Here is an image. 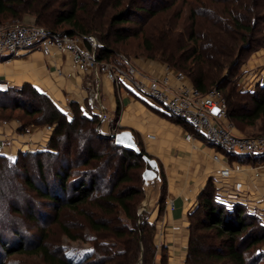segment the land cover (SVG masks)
<instances>
[{
  "label": "trees",
  "instance_id": "obj_1",
  "mask_svg": "<svg viewBox=\"0 0 264 264\" xmlns=\"http://www.w3.org/2000/svg\"><path fill=\"white\" fill-rule=\"evenodd\" d=\"M67 1L66 5H71V8L64 11L59 8L58 0H0V22H18L26 13H31L36 17L37 25L47 30L84 35L86 44L90 48H92L93 42L89 35L96 33L101 40L99 41V46H97V57L100 60H110L109 56L113 52L110 45H112L113 41L127 38L133 31L131 27H124V29H114L113 27L115 24L129 22L130 16L134 12L131 9H128V11L122 10L111 15L107 20L102 19L99 23H89L79 17L78 9L74 5L77 0ZM146 1L152 2V0ZM207 1L208 3H205L199 10L200 12L194 10L190 16V33L186 34L188 26H185L180 31L178 30L175 41H168V47L163 45L158 47L151 46L149 49L152 53L147 54L151 58L160 55L158 58L168 63L177 72L184 73L202 92H207L213 87L223 90L225 79L221 81L220 77L224 69H233L238 66L244 52L252 48L255 42L259 41V35L262 36L264 43V26L259 25V23L264 22V0H249V3H246V0ZM154 5L152 3L150 7H154ZM166 5L168 4L163 2L161 5L157 4L155 8L150 9L148 6L140 4L133 10L137 13H146L145 17H152ZM2 17H9L7 19L10 20ZM146 19L144 20L145 22ZM109 20H112L111 24ZM64 23H68L70 26L63 27ZM61 25L63 30L58 31L57 28ZM196 26L206 30L203 38L201 37V31L195 28ZM174 29L171 30V33H173ZM258 31H260L259 35L257 34ZM171 33L170 35H172ZM113 34L115 39H112ZM191 42H194L193 45ZM189 61L193 62V64H190ZM226 79L228 82L231 81L230 77ZM257 87V90L253 91L241 90L240 94L236 92L235 88H231L227 97L224 95L228 105V117L236 126L239 123L253 125L260 119L264 122V85L259 84ZM247 93H250V98H245V102L238 100V97H244L242 94ZM0 95H3L1 96L0 107H5L6 105L3 101H7L11 105L23 107L29 113L41 112L42 118H45L46 122L55 125V132L50 141L53 147L56 146L57 148L60 145H65V149L69 150L68 144L74 136L83 134L86 131L87 140L91 143L102 139L108 144V150L105 153L93 151L91 143L85 145L90 159H94L98 164L93 170H99L100 173L102 172L101 175L93 172L92 175H89L88 180H75L73 185L71 183L70 189H68L67 181L69 176L66 174L60 176V171L64 170L58 169L56 173L59 172V174L55 177L58 176L60 178L61 195L51 192L48 186L42 190L39 189L34 181L28 178L27 183L32 189H35L42 196L50 198L59 206L64 202V199H67L66 203L72 206L87 200L90 193L97 189L100 176L102 177L103 173H106L110 165H112L113 158L119 156L122 162L126 164L122 169L124 170L123 175L120 176L122 181H129V175L126 171L134 166V164H130V161L132 159L143 160L142 156L134 151L115 144L109 134L96 131L94 126L91 125L96 122L97 114H91L90 116L83 114L77 103H71L74 106L75 116L68 119L67 115L47 94L39 92L38 88L30 83H25L22 87L10 85L5 89L0 88ZM262 128L264 129V125ZM63 135L65 140L61 138ZM95 135L96 139L93 140ZM137 142L143 152L148 154L139 136H137ZM36 154L41 157L46 155L49 158H55L62 163L65 159L60 156L61 150L48 149L43 152H36ZM36 154L31 152L24 153L22 158L32 157ZM90 159H87L85 163H89ZM102 161L103 163H101ZM17 163L19 164V160H9L7 156L2 155L0 156V171L8 168L12 171L17 166ZM38 166L42 174H45L44 164L39 162ZM53 181L56 183L55 179ZM210 187L208 185V190L206 189L205 193H202L201 197L208 196L202 198L203 201H200V206L196 210L198 211L196 213H199L200 209L202 212L199 214L191 213L190 243L187 249L186 263L249 264L243 250L264 241V216L249 211L242 202L237 201L228 205L225 201L218 200L215 189ZM138 191L135 188H132V190L127 188L122 191H115L112 188L99 198L108 203L111 200L116 201L126 216L132 218L134 205H131V203L136 199L135 195ZM62 195L68 196L64 198ZM100 205L105 206V204ZM110 211L113 213L114 209ZM88 220L94 230L105 229L109 231L119 243L125 245L124 250H113L114 247L109 244L94 245L93 252L87 256L85 261H74L66 254L61 258H57L45 244H38L33 251L41 252L50 264H135L139 257L140 243L146 247L145 255L147 253L152 255L153 251L155 252L156 224L145 220L141 225L135 223L133 227L126 224L121 227L123 229L118 231L114 230L113 224L110 225L105 219H97L89 215ZM247 220H250V222ZM113 221L112 218L111 222ZM255 221H258V223ZM249 224L253 228L248 230L246 234L245 231L248 229ZM111 234H108L107 237L111 236ZM222 237L227 240L216 241L217 238L220 239ZM248 241L249 244L246 245ZM5 244V242L1 241V245L8 253H13L17 250L27 251L23 243H19L16 246H7ZM164 256L165 259L162 258V261L166 264V254Z\"/></svg>",
  "mask_w": 264,
  "mask_h": 264
},
{
  "label": "rangeland",
  "instance_id": "obj_2",
  "mask_svg": "<svg viewBox=\"0 0 264 264\" xmlns=\"http://www.w3.org/2000/svg\"><path fill=\"white\" fill-rule=\"evenodd\" d=\"M163 2L167 3L168 5L163 7L162 10L158 11V13L152 17H145L146 13H137L133 10L140 4L146 5L148 8L153 9L155 8V5H161ZM249 2V0H246V3ZM58 3L60 4L59 8L61 10L67 11L71 8V5H66L68 3L67 0H58ZM152 3L155 4L154 7H150ZM205 3H208V1L152 0V2H145V0H77L76 4L74 5H76L78 9L79 17L89 23H99L102 19L107 20L109 17H111V15L119 13L122 10L128 11V9H131V11L134 12L131 14L129 22L115 24L113 27L114 29H124V27H131L133 28L131 35H129L127 38L117 41L113 34L112 39H115V41H113L112 45H110V48L113 50V52L109 56V62L127 70L129 67L137 65L134 59H141L143 57L151 58L147 56V54L152 53L149 47H158L159 45L168 47V41H175L177 35L176 33L178 30L180 31L181 28L188 26L186 34L190 33V16L194 10L200 12L199 10L205 5ZM2 18L10 20L7 19L9 17ZM145 19L146 22L144 21ZM109 21L111 24L112 20ZM18 22L37 25L36 17L31 13H26L20 20H18ZM259 25L264 26V22L259 23ZM68 26H70V24H63V27ZM63 27L61 25L59 28H57V30L62 31ZM195 28L201 31V37L203 38L206 30L204 28H200V26H196ZM172 29H174L173 33H171ZM122 31L124 32V30ZM170 33L172 35H170ZM257 34L259 35L260 31H258ZM89 38L91 40L92 38L96 40V43H94L92 40L93 46L92 48H89L93 53L95 52L94 54L98 59L97 46H99V41L101 40L96 33L89 35ZM258 39L259 41L255 42L252 45V48L244 52L241 62L238 64V66L233 69H224L220 79L221 81L225 79V83H223V85H225L221 92L226 97L231 88H235L236 92L239 94L241 93V90L251 91L247 86L250 83L243 84L242 78L243 74H245L243 67L251 59L253 54L260 51L261 48L264 47L262 36L259 35ZM193 43L191 42L192 45ZM157 56L160 57V55ZM158 57L151 59L161 60ZM4 58L5 57L0 56V59ZM189 63L193 64V62L190 61ZM84 77L86 76L84 75ZM98 77L99 76L96 73L86 77L87 83L90 85L89 90L94 89V95L98 96V99H96V104L102 107L104 106L105 111L109 115V118H112V120L109 124H105L101 117L97 115L98 118L94 125L88 124L94 126L96 131L104 132L110 135L112 132H109V129L114 132V130L120 131L128 127L127 125H124L123 122L122 124L118 123L121 114L118 113V110L111 111L110 108L108 109L107 97L104 93L103 86L100 85L101 81H99ZM227 77H230V82H228L226 79ZM27 84L29 83L27 82ZM112 84L114 85L115 83ZM115 87L118 93L124 90L121 85H116ZM257 88L258 87H256L254 90H257ZM38 91L42 92L43 94H47L39 88ZM243 95L244 97H238V100L241 102H245V98L247 97L250 98V93L242 94V96ZM1 96L3 95H0V100ZM3 103L6 106L0 107V124L4 121H11L15 127L17 126L18 132L23 133L24 135L29 132L28 135L25 136L22 142H19L18 145L27 144L32 147V149L26 148V150H23L20 149V147L18 150H16V152L14 151V153V147L12 146H16V141L13 143H10V141L6 143L4 141L3 151L7 152V154H2V152H0V156L5 155L9 160H19V164L17 163V166H15L12 171L9 168L0 171V263L50 264L49 261H46L45 256L41 252L39 253L33 251L36 249L38 244H45L52 254H54L57 258H61L66 254L74 261H85L87 256L91 255L93 252L94 245L98 246V244L112 245L114 247L113 250L117 251L124 250L125 245L119 243L109 231H106L105 229L99 231L94 230L89 224V215H92L97 219L102 218L107 220L110 225L113 224L114 230L118 231L123 229L121 227L125 226L126 224L133 227L135 226V223L141 225L145 220H147L149 223L156 224L155 237L158 236L157 225L165 221L167 212L170 210L169 199L166 195L167 192L165 187V179L163 176L162 183L160 185V191L151 192L150 195L147 196L144 189L143 178L145 161L132 159L130 164H134V166L127 169L126 171V173L129 175V181H122L120 180V176L123 175L124 170L122 169L126 166V164H124L121 158L117 156L112 159V165H110V168L107 170V172L103 173L102 177L100 176L97 189L90 193L87 200L72 206L66 203L67 199H64V202H62L59 206L50 198L44 197L35 189H32L27 182L31 178L39 189L42 190L48 186V189L51 192L61 195L59 186L61 181L58 176L55 177L59 174V172L56 173L58 169L61 168L64 170L60 171V176L62 174L69 176L67 181L68 189H70L71 183L73 185L75 180H88L89 175H92L93 172H96L98 175L100 171L93 170L98 164L94 159H90L85 148L87 143H91L89 140H87V131L83 134L74 136L72 141L68 144L69 150L65 149V145H60L56 148V146L53 147L50 143L56 126L50 124V122H46L45 118H42L41 112L29 113L27 110H24L23 107L11 105L7 101H3ZM84 103V110L80 106L79 109L83 114L90 116L94 110V107L91 106L86 100H84ZM57 106L67 115L68 119H71L75 116L74 106H72L71 103L67 108L63 106L61 107L58 104ZM157 107H160L158 103ZM228 119L230 120L229 117ZM173 120L177 122L180 121L175 118H173ZM230 121L233 122L232 120ZM49 124L53 125L51 130L46 129V126ZM263 125L264 122H262L261 119L253 125L239 123L238 126H236L234 123V130L238 133H243L248 136H262L264 135V129L262 128ZM186 126L188 127V131L194 130L191 126H189V124H186ZM38 132H40L39 135ZM63 136L61 137L62 139L65 138V136ZM95 139L96 135L93 140ZM107 145L108 144L102 139L91 143L93 151L101 153H105L106 150H108ZM48 149L61 150L60 156L63 157V159L65 158L64 162H59L55 158H49L46 155L41 157L36 154V152H43ZM28 152L34 153L36 155L22 158V154ZM87 159H90L89 163H85ZM39 162L44 164L43 169L45 170V174H42V172L39 170ZM101 163H103V161ZM101 174L102 172L100 175ZM53 179L56 180V183H54ZM112 188L115 189V191H122L127 188H129V190H132V188L139 190L135 195L136 199L133 201V203H131V205H134V207L132 206L134 211L132 218H128L126 216L116 201L111 200L110 203H108L99 198L102 194L109 192ZM210 188L212 189V187ZM205 191L206 189L204 190V193ZM215 194L217 198L218 194L216 192ZM68 195H66V197L62 195V197L67 198ZM206 196L208 195L201 197V200H199L196 206L189 212V238L191 232L190 226L192 222L191 216L194 213L199 214L202 212L200 209L199 213H196L198 212L196 210L200 206V201H203L202 198ZM146 202H148V204L144 205ZM225 202L229 205L237 201L233 200L230 202L227 200ZM100 204H105V206H101ZM230 207L232 208V206ZM111 209H114L113 213L110 211ZM112 218L114 220L113 222H111ZM247 221L250 222V220ZM255 222L258 223V221ZM251 228L253 227H251L249 224L245 233ZM108 234H111V236L107 237ZM145 234L147 233L145 232ZM224 238H217L216 241L227 240ZM189 240L187 245L188 247L190 243ZM1 241L5 242V245L7 246H16L19 243H23L27 251L17 250L13 253H8L1 245ZM247 244H249V241L246 242V245ZM145 251L146 247L140 243L139 257L137 258L135 264H155L157 254L156 249L155 252L153 251L152 255H150V253L145 255ZM243 251L249 264H264V241L249 247V249L245 248ZM158 254H160V264H164L162 258L165 259V250ZM185 257L187 258V254ZM165 261H167V257Z\"/></svg>",
  "mask_w": 264,
  "mask_h": 264
},
{
  "label": "crops",
  "instance_id": "obj_3",
  "mask_svg": "<svg viewBox=\"0 0 264 264\" xmlns=\"http://www.w3.org/2000/svg\"><path fill=\"white\" fill-rule=\"evenodd\" d=\"M134 60L136 64L158 74L176 72L162 60L146 57ZM243 71L248 74L246 79L243 74L246 81L254 76L264 77V47L253 54ZM86 79L73 68L70 56L57 50H53L48 57L40 49H34L9 61L0 59V88L22 86L28 82L46 92L55 103L65 108L68 107L66 96H70V103H77L84 108L85 94L89 86ZM102 86L110 110L121 113L120 124L123 122L132 129L136 138L139 136L142 140L145 151L158 159L165 179L166 195L175 204V208L167 212L165 221L157 225V231L162 228L164 237L161 234L160 238L159 234L155 237V243L160 240L164 242L161 251L166 252L167 264H186L189 212L196 206L208 185L217 194H232L228 198L230 200L255 203L264 214V201L256 203V200L264 199V161H246L241 168L232 172L231 177L223 178L218 170L228 163V158L223 156L222 162L215 161L212 158V146L202 141L196 142L197 146H194L187 141L188 127L184 123L174 121L166 112L131 92L123 90L118 93L116 87L104 77ZM28 133L24 135L18 132L17 126L11 121L2 122L0 152L7 154L3 151L4 141H16V146H12L15 148L13 152L20 147L23 150L32 149L27 144L18 145ZM149 133L153 136L148 137ZM158 253L155 264H160Z\"/></svg>",
  "mask_w": 264,
  "mask_h": 264
},
{
  "label": "built area",
  "instance_id": "obj_4",
  "mask_svg": "<svg viewBox=\"0 0 264 264\" xmlns=\"http://www.w3.org/2000/svg\"><path fill=\"white\" fill-rule=\"evenodd\" d=\"M92 40L96 43L94 38ZM34 49H40L46 57L51 55L53 50L68 54L75 70L86 77L98 74L101 86L102 77H104L111 83L121 85L126 92L143 98L170 117L182 121L185 125L189 124L194 130L187 132V141L194 146H197L198 141L212 146L214 148L212 158L215 161L222 162L223 156L228 158V163L218 170L223 178L231 177L232 172L241 168L246 161H264V135L248 136L234 130V123L228 119L226 98L218 87L202 92L184 73L177 71L173 74L168 72L158 74L138 64L127 70L122 69L110 63L109 60L97 59L95 52L93 53L87 46L84 35L78 33L54 32L42 26L21 22H0V56L5 57L4 61L20 57ZM167 65L171 68L169 64ZM244 75V78L248 77V74ZM242 80L243 84L250 83L247 86L251 91L258 84L264 85L263 76H254L247 81L242 78ZM89 87L90 85L87 87L85 100L94 107L92 114L99 115L105 124H109L112 118H109L104 106L103 108L96 104L98 96L94 95V89L89 90ZM65 99L69 105L70 96H66ZM157 103L160 107H157ZM118 123L120 124V119ZM52 126L49 124L46 129L51 130ZM108 131L118 132L110 129ZM147 136L152 137L153 134L149 133ZM230 195L220 193L218 198L232 202L233 200L228 199L231 198ZM262 201L264 199L260 198L256 200V203ZM241 202L247 206L249 211L264 215L255 203L243 200ZM169 205L171 210L175 208L172 199L169 200ZM158 234L159 238L160 234L164 237L162 228ZM163 247L164 242L160 240L156 243V252H160Z\"/></svg>",
  "mask_w": 264,
  "mask_h": 264
},
{
  "label": "water",
  "instance_id": "obj_5",
  "mask_svg": "<svg viewBox=\"0 0 264 264\" xmlns=\"http://www.w3.org/2000/svg\"><path fill=\"white\" fill-rule=\"evenodd\" d=\"M114 139L115 144L122 146L125 149L132 150L136 154L142 156L145 161V168L143 170L144 189L147 196L151 192L160 191L162 183V169L157 158L150 156L143 152L142 148L137 142L135 133L130 128L122 129L118 132L110 134ZM148 204L146 202L144 205Z\"/></svg>",
  "mask_w": 264,
  "mask_h": 264
},
{
  "label": "snow or ice",
  "instance_id": "obj_6",
  "mask_svg": "<svg viewBox=\"0 0 264 264\" xmlns=\"http://www.w3.org/2000/svg\"><path fill=\"white\" fill-rule=\"evenodd\" d=\"M215 111V110H214Z\"/></svg>",
  "mask_w": 264,
  "mask_h": 264
}]
</instances>
